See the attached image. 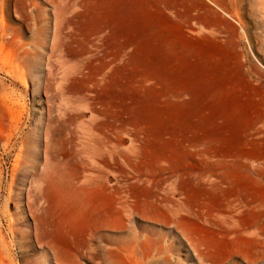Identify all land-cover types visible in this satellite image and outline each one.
I'll return each instance as SVG.
<instances>
[{"label": "rangeland", "instance_id": "obj_1", "mask_svg": "<svg viewBox=\"0 0 264 264\" xmlns=\"http://www.w3.org/2000/svg\"><path fill=\"white\" fill-rule=\"evenodd\" d=\"M58 19H71V63L48 80ZM1 42L0 264H107L110 254L69 256L56 235L62 213L79 214L85 198L112 210L116 199L154 202L173 187L171 198L193 214L182 226L204 243L223 238L216 220L236 204L240 182L264 207V0H0ZM31 49L39 56L29 61ZM49 119L52 129L69 121L75 157L46 162V140L33 135ZM53 181L68 201L36 203V186ZM139 207L129 226L169 238L173 226L141 217ZM237 220L248 234L233 235L238 255L222 254V264H264V214ZM120 231L100 228L94 247L129 241Z\"/></svg>", "mask_w": 264, "mask_h": 264}, {"label": "bare ground", "instance_id": "obj_2", "mask_svg": "<svg viewBox=\"0 0 264 264\" xmlns=\"http://www.w3.org/2000/svg\"><path fill=\"white\" fill-rule=\"evenodd\" d=\"M71 5V3H64L62 8L67 10L71 7ZM73 5L77 7V4ZM73 5L72 8L74 7ZM70 20H56L54 44L51 46V55L49 57L50 60L52 58H56V60L54 64H52V62L47 64L49 67L48 80L54 76L53 73L56 67L66 69L71 63L68 59L65 60V52L68 44L66 40L69 37V34H66L65 30L67 25L66 22H69ZM3 25H5V23H3ZM119 26L120 24L117 25V28H119ZM106 27L107 26L105 25L103 28L105 29ZM2 28L5 29V27ZM108 38L109 34L105 37V39L108 40ZM0 44H2V42ZM117 45H121V33L119 29H117ZM2 48H5V46H2ZM38 56L37 49L25 51L23 54V57L29 58V61L38 58ZM69 79L70 74L68 73L64 77L63 81L68 82ZM60 85L58 87H60ZM52 122L53 120L49 119L46 131L43 135L41 134V130H37L33 135L36 137L35 140L39 144L43 137L46 140L44 152L46 155V162L48 164H51L52 162H61L62 156L75 157L74 152L80 153V151L76 150L75 145L77 134L69 128V121L67 119L63 122L61 121L58 127L54 129H52ZM85 136L88 138L87 135ZM6 144L7 143H5V145ZM88 146V144H84L85 148ZM33 151L35 158H38L42 153L40 145L34 147ZM18 166L19 165H17V167ZM27 173L28 172L26 171V174ZM57 175V173H54L51 176L57 177ZM43 176L44 178H47L45 166L41 174V177ZM75 176H77V174L73 175L72 178ZM97 177L106 178V174H100ZM85 178V183L89 185L91 189L94 188L96 185L95 181L89 179V176H85ZM102 184L103 187L108 188L104 185V182ZM102 184L99 183V187L102 186ZM235 187H239L240 191L239 196H237L238 199H232L237 205H231L228 208V211L224 210V214L219 218L217 217L216 221L218 223L219 232L223 238L219 240L217 239V236H215L213 243H204L202 242L203 240L195 239L194 235L191 234V237L188 236V232L182 226V221H184L187 217L193 216V214L190 210L186 209L183 204L171 198V196L175 195V188L173 187H171L168 191H165L162 200L157 199L154 202L147 199H138L134 202L131 201L130 203L129 199H116L112 210H110L108 206L107 210H102V205L100 203L93 204L85 198L81 203L82 207L79 214H76L74 211L67 208L66 211L62 213L60 217L59 229L58 232H56V235H58V238L61 240L69 256H82L84 258L90 256L93 257L95 256L92 254L93 251L97 252L96 257L103 255L108 256V254H110L111 259L107 261V264H154V261H157V263L160 262L158 264H192L193 261H195V263L197 261L196 264H222L226 258V256H222V254L226 252L229 253V257L231 259L238 255L237 252L230 250L232 241H229L233 238L234 234H238L237 231L241 230L237 220L238 214H264V207L256 202L249 183L240 182ZM231 193L233 195H238L236 193V189H232ZM34 194L36 203L40 200H44L46 202L49 199H63L64 201H68L67 196H65V193L61 189H58V183L55 181L38 184L34 190ZM230 202L232 201L230 200ZM139 205H142L146 209V211L142 213L141 217L157 223L173 226L172 228L165 227L170 232L169 238L163 234L156 235V233V238H154L153 233L151 236L139 235L136 233L133 226H129L132 220L136 217L135 215L138 214L137 211L141 210ZM236 206L240 207L239 209L241 212L235 213ZM31 208L33 209L34 206H31ZM195 217L200 219L201 215L198 214ZM76 220L77 229L74 232L73 228ZM100 228L121 230L117 234L123 239L128 238L129 241L120 243L116 249L112 250H108L100 244H98L95 248L94 242L97 241L95 240L96 235L94 233ZM176 231L183 235L187 244L184 242V239L176 237ZM240 234H248V232L241 230ZM98 239H102V237H99ZM120 242H122V239H120ZM187 245L190 247L194 256H192L190 250L188 252H184ZM176 252H183V260L175 258ZM115 259L119 260L116 261Z\"/></svg>", "mask_w": 264, "mask_h": 264}]
</instances>
